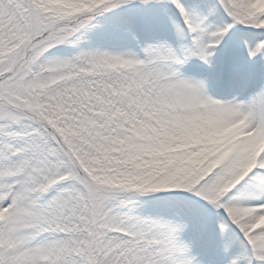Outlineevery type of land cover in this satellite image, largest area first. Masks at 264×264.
I'll return each mask as SVG.
<instances>
[{
  "label": "snow or ice",
  "instance_id": "1",
  "mask_svg": "<svg viewBox=\"0 0 264 264\" xmlns=\"http://www.w3.org/2000/svg\"><path fill=\"white\" fill-rule=\"evenodd\" d=\"M0 264H264V0H0Z\"/></svg>",
  "mask_w": 264,
  "mask_h": 264
}]
</instances>
